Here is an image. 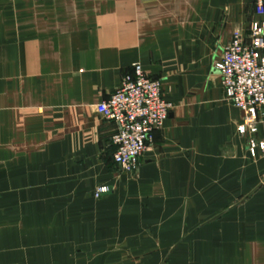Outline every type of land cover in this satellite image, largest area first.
<instances>
[{
  "label": "crops",
  "instance_id": "obj_1",
  "mask_svg": "<svg viewBox=\"0 0 264 264\" xmlns=\"http://www.w3.org/2000/svg\"><path fill=\"white\" fill-rule=\"evenodd\" d=\"M259 18L253 0H0V264H264V151L212 67ZM134 64L170 107L125 172L95 105Z\"/></svg>",
  "mask_w": 264,
  "mask_h": 264
},
{
  "label": "built area",
  "instance_id": "obj_2",
  "mask_svg": "<svg viewBox=\"0 0 264 264\" xmlns=\"http://www.w3.org/2000/svg\"><path fill=\"white\" fill-rule=\"evenodd\" d=\"M253 11L264 16V0H253ZM213 69L220 76L223 99L241 111V122L235 131L246 137V149L253 156L255 149L264 151V135L255 141L252 134L264 121V19L252 20L247 40L233 32ZM170 104L160 91L158 80L145 76L139 64L124 74L109 96L95 105L96 111L115 126L110 136L112 159L120 170L133 172L151 139L166 117ZM106 185L97 186L93 197L108 192Z\"/></svg>",
  "mask_w": 264,
  "mask_h": 264
},
{
  "label": "rangeland",
  "instance_id": "obj_3",
  "mask_svg": "<svg viewBox=\"0 0 264 264\" xmlns=\"http://www.w3.org/2000/svg\"><path fill=\"white\" fill-rule=\"evenodd\" d=\"M111 144V143H110ZM112 161H113V159H112Z\"/></svg>",
  "mask_w": 264,
  "mask_h": 264
}]
</instances>
